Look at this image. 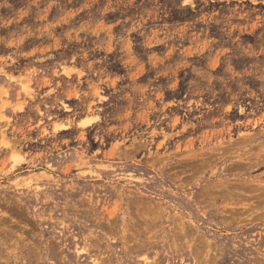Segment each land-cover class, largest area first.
Wrapping results in <instances>:
<instances>
[{
  "label": "clouds",
  "instance_id": "1",
  "mask_svg": "<svg viewBox=\"0 0 264 264\" xmlns=\"http://www.w3.org/2000/svg\"><path fill=\"white\" fill-rule=\"evenodd\" d=\"M12 8L0 0V205L51 220L37 211L50 205L89 236L100 225L139 243L136 200L166 165L228 179L229 165L264 163V0H24L5 18ZM205 129L219 134L201 151L220 155L186 159L179 145L211 140ZM18 223L0 207V232ZM183 243L187 264L220 260L214 240L196 254L195 237ZM248 244L233 264H264ZM17 247L0 239V264H18Z\"/></svg>",
  "mask_w": 264,
  "mask_h": 264
},
{
  "label": "rangeland",
  "instance_id": "2",
  "mask_svg": "<svg viewBox=\"0 0 264 264\" xmlns=\"http://www.w3.org/2000/svg\"><path fill=\"white\" fill-rule=\"evenodd\" d=\"M11 2L13 8L4 10L5 18L15 17L24 5V0ZM204 131L211 140L189 144L192 140L189 137L179 145L184 149L186 159L203 161L213 154L220 155L214 150L201 151V143L205 148H211V141L219 134L217 129ZM239 147L237 145L236 150ZM213 167L214 164L204 163L185 171L166 165L159 176L144 183L140 189L143 195L136 200L137 207L143 209L142 219L137 224L139 243H133L124 229L118 231L100 225H96L100 228L99 234L93 231L89 236L91 224L85 228L69 223L50 205L41 206L37 211L43 216L50 214L52 219H39L28 215V207L15 201L0 205L19 221L11 225V231L0 232V239L5 243L14 241L18 246L15 249L18 264H187L191 255L183 242L191 243L193 237L199 242L194 246L193 254L203 250L207 241L214 240L213 248L220 260L209 257L210 262L233 264L238 255L247 251L248 241L264 246V211H261L264 199L260 198L264 196L261 192L264 176L258 174L264 163L257 160L229 165L232 170L225 169L228 179L219 174L212 176ZM148 175H152L151 170ZM253 193L258 195L253 197ZM30 203L34 206L36 202ZM201 212L204 215H200ZM58 218L64 219L69 227L61 229L55 222ZM25 224L27 227H22ZM145 235L149 236L147 242L142 239ZM233 244L241 247L234 250ZM140 257L143 259H138Z\"/></svg>",
  "mask_w": 264,
  "mask_h": 264
}]
</instances>
